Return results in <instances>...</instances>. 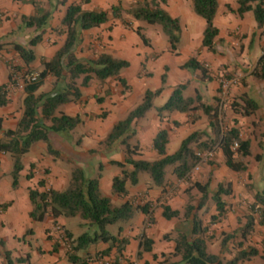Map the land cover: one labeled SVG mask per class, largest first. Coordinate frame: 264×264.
<instances>
[{"label": "crops", "instance_id": "obj_1", "mask_svg": "<svg viewBox=\"0 0 264 264\" xmlns=\"http://www.w3.org/2000/svg\"><path fill=\"white\" fill-rule=\"evenodd\" d=\"M32 1L44 9L50 5L55 6L46 27L41 32L40 40L36 43V51L32 50L35 59L28 65L30 69L35 68L39 71L42 68L40 60L50 59L63 42L64 33L59 32V22L66 6L70 2L79 0H0V42L3 43L0 50V85L7 82L10 66H21L19 58L10 45L13 41L19 42L21 37H14L10 32L13 31L18 16L33 14ZM137 1L150 2L151 0H86L82 2L83 9L106 11L107 20L98 26L81 30L74 52L79 59L91 58L99 52H106L126 60L128 65L119 72V78L123 79L125 86H122L118 79L113 78H107L102 83L92 79L85 86H80L79 97L74 101L61 104L58 110L69 116L78 115L80 122L77 125L84 130L74 135L72 130L76 125L66 133L50 132L48 140L52 148L56 150V154L47 153L43 142H33L28 151L21 156L22 168L18 173V184L15 188L11 186V179L7 177L11 170V158L7 153L0 152V264H3L1 254L3 249L8 250L13 258L27 257V261L15 264H73L66 260L65 246L55 232V227L60 226L62 231L64 229L74 237L73 227H70L67 221L70 217L53 218L50 214H45L40 221H33L28 216L30 203L27 197V189L35 187L39 179L44 180L45 187L62 190L67 183L73 164L83 169L85 166L88 167L90 170L88 177H97L99 190L108 195L114 203L117 201L115 204L125 199H132L136 204L148 203L147 212L137 210L135 219L133 214L132 218L125 222L127 223L125 227H119L116 232H110L113 236L111 240L89 244L86 252L90 257L85 264H102L103 262L179 264L178 258L169 263L164 256H161L162 253L169 254L174 246L173 241L164 236L165 234L171 236L176 229L188 232L191 223L190 220L165 219L161 214V206L167 205L171 210L181 211L191 196L195 200L190 201L196 206L201 193L191 183L200 182L199 179H195L200 174L194 175L193 167L187 179H176L171 173V167H168L169 172L166 171L164 185L150 186L148 180H142L141 183L137 180L135 185L125 184L127 192L120 197L111 193V178L119 173V168L111 161L123 160V146L117 144L111 149H105L101 144L110 127L140 102L144 90H154L161 85V75H164V83L161 91L153 97L152 106L143 116L133 121L135 135L130 142H136L139 148V153L134 158L154 160L158 157L151 147L152 138L158 129L167 131L168 141L165 145L167 154L174 152L180 141L190 132L206 130L209 133L207 119L200 109L187 113L174 111L162 118L157 116L156 107L166 101L173 87L178 84H186L183 95L188 96L190 94H185L184 91L192 86L194 81H198L201 90L194 88V91L201 95L203 102L212 104L218 93L216 76L221 74L228 77L234 76L237 81L228 89V103L233 97L246 92L258 102L259 108L249 116H238L233 114L226 103L221 125L234 126L238 131L245 127L251 131L249 126L252 125L264 126V78L255 79L251 75V70L264 50V39L260 38L261 34L258 33L251 11H245L241 16H236L232 12L237 7L236 0H216L217 9L213 24L217 28V35L214 39V50L209 51L201 46L204 21L193 13L189 0H163L162 2L155 0L159 1L160 7L170 17L178 20L180 30L177 49L173 52L169 49L166 37L158 25L147 23L143 26L139 20L126 14L128 7ZM112 6H118L116 16L111 15ZM245 20L248 24L247 31L243 29ZM248 32L259 35L261 46L258 48L259 51L241 65L227 64L231 55V44L238 43L243 38L251 45L247 37ZM28 38L22 37L24 42ZM190 56H195L206 67L209 78L205 80V85H203L204 79L201 80L197 72L191 74L180 67ZM44 80L50 87L47 89L39 87L37 92H46L51 89L53 78L48 75ZM5 96L7 102L0 106V124L3 129H13L21 114L24 93L20 90H10ZM170 145L171 148H168ZM213 154L217 165L221 166L222 173L213 186L210 184L209 176L205 179L211 186L209 185L205 204L197 211L202 225L207 226L206 234L208 229L210 234H214L211 238H209L210 235L205 234L206 244L212 243L213 240L220 242L222 232L228 231L227 224H231L234 219L239 220L236 211L239 210L238 208H243L242 202L239 201L242 196L241 188L231 179L233 170L224 164L219 149H216ZM207 164L200 162L196 166L199 170ZM30 165L32 175L28 178L26 174L29 172ZM100 168H106L108 172L101 174L93 171ZM219 183H229L230 191L228 194L221 195V199L225 202V212L211 222L210 218L216 215V210L210 194ZM38 189L42 190L43 187ZM3 204L6 205L2 206ZM235 226L237 228L238 223ZM141 233L151 240L150 249L141 251L139 257H136V252L140 249ZM230 247L231 244L227 242L223 248L219 247V253L224 258H228L234 253Z\"/></svg>", "mask_w": 264, "mask_h": 264}, {"label": "trees", "instance_id": "obj_2", "mask_svg": "<svg viewBox=\"0 0 264 264\" xmlns=\"http://www.w3.org/2000/svg\"><path fill=\"white\" fill-rule=\"evenodd\" d=\"M85 1L70 2L66 6L59 22V32L64 33L63 42L50 59L40 60L42 68L38 71L37 80L26 84L21 89L24 93L22 110L15 127L3 129L0 124V152L7 153L11 158L10 179L13 188L18 184V173L22 168L21 155L28 151L33 142H43L47 153L56 154V150L52 148L48 140V134L50 132L66 133L80 122L78 115L69 116L58 110L61 104L74 101L79 97L80 86H85L92 79L102 83L107 78L118 79L121 85L125 86L123 79L119 78V72L128 65L126 60L106 52H99L87 59H79L75 56L74 52L79 42L80 31L98 26L107 20V12L104 10L81 8V3ZM158 2L155 0L150 2L137 1L128 7L126 14L148 24L158 25L166 37L169 49L174 52L177 49L179 23L177 18L170 17ZM189 2L193 13L204 21L201 46L206 50L213 51L214 39L217 35V28L213 24L217 1L189 0ZM236 2L237 7L230 11L237 16H241L245 11H251L256 28L259 30L258 33L264 35V0H236ZM32 4L33 14L20 16V21L24 25L40 30L28 38L26 42L29 46L40 40L41 32L46 27L55 7L50 5L44 9L35 1H32ZM117 10L118 6H112L111 15L116 16ZM10 45L21 63V66L13 65L10 68L22 71L30 70L28 65L35 59L32 49L17 41L11 42ZM2 46L3 43L0 42V50ZM180 67L191 74L197 72L199 78L204 79L203 85L209 78L206 67L195 56H190ZM10 68L7 80L10 78ZM48 75L53 78L51 89L46 92H37ZM251 75L255 79L264 78V50L251 70ZM77 79H79L78 82ZM160 81L161 85L158 88L144 90L140 102L110 127L101 142L105 149H111L117 144L123 146V160L121 162L111 161L119 168V173L111 178V193L123 197L127 192L125 184L135 185L140 172L147 174L150 186H162L165 184L167 167H171V173L176 179L185 180L189 177L191 169L200 162L197 153L211 151L213 156L216 149L220 150L224 164L229 169L235 172L244 171L246 166L241 158L250 154V142L248 139L239 136L236 127H223L221 125L226 103L221 104L218 97L212 104L205 103L197 91H194L191 96H185L183 90L186 84H178L173 87L166 101L156 107L157 116L162 118L174 111L187 113L200 109L207 119L209 133L206 130L192 131L180 141L174 152L167 154L165 152V145L168 141L167 131L158 129L151 141V147L158 157L152 161L134 158L139 153V148L136 142H130L135 135L133 121L143 116L152 106L153 97L162 89L164 75H161ZM3 85H0V106L7 102L6 92L1 91ZM228 105L233 114L238 116H249L259 108L258 102L246 92L233 97ZM173 124H177V122H173ZM234 142L237 145L232 148ZM31 168L30 165L29 172L26 174L28 178L32 175ZM191 185L201 193L196 206L190 200L183 205L181 211L171 210L167 205L161 206V214L165 219L177 218L181 221L190 220L191 223L188 232L180 229L173 231L174 246L169 255L178 256L179 264H264V262L248 263L258 257L260 253L254 246H242V240L251 234L255 225L264 226V183L253 192L244 222L234 229L232 235L226 234L220 240V246L223 248L234 234L242 239L237 242V250L228 258H224L221 253L206 252L207 238L205 234L207 226L202 225L197 211L208 198L209 182L207 180L204 182L194 181ZM39 187H43V189L39 190ZM229 191V183H219L211 192L210 198L216 210V215H212L210 218L211 222L217 220L225 212V202L221 199V195L228 194ZM27 197L30 203L28 216L33 221H40L45 214H50L53 218L78 216L86 222L88 231L75 237L68 231L60 229L65 241L66 260L73 264L86 263L90 257L86 252V247L89 244L112 239V234L105 229L106 225L126 222L132 218L135 211L147 212L148 207L147 202L136 204L132 199H125L115 204L110 197L100 192L97 177H87L84 169L79 166L72 169L62 190L45 187L44 180L39 179L35 187L27 189ZM148 221L150 222V218ZM164 237L170 238L168 234H165ZM150 243L151 240L141 233L140 249L137 250L136 257H139L141 251H148ZM261 244L264 246V239L261 240ZM79 253L82 254L79 255ZM1 254L3 264L27 260L26 256L10 259V252L6 249H3ZM153 257L155 256L153 255ZM102 264L108 263L103 262ZM144 264L147 263L144 262Z\"/></svg>", "mask_w": 264, "mask_h": 264}, {"label": "rangeland", "instance_id": "obj_3", "mask_svg": "<svg viewBox=\"0 0 264 264\" xmlns=\"http://www.w3.org/2000/svg\"><path fill=\"white\" fill-rule=\"evenodd\" d=\"M20 16H18L17 20H15L14 29L10 33L14 37L15 36L21 37L20 38L21 40H19V43L26 44L30 49H32L33 51H36V45L37 44L29 46L26 41L24 42L22 37H24V36L30 37L34 34H37L40 30L35 29V27H32V26L24 25V23H22L20 21ZM139 21L141 22V24L143 26L147 25L146 22H144L142 20H139ZM243 24H244L243 29H245L247 31V27H248L247 21L245 20ZM260 36H261L260 37L261 39H264L263 34H261ZM247 37H248L251 45H249V43L246 40H244L243 38L240 40V42L231 44V46H230L231 47V55H229V59L227 60V64H229V65L230 64L231 65L232 64L241 65L242 63L247 62L250 58H253L255 56V54L257 53V51H259L258 48L261 47L260 41H259V35H256V33L252 34V32L251 33L248 32ZM12 66H10V67H12ZM31 70H35L38 72V70L35 68H31ZM220 78L234 80V82L237 81V78H235L234 76L228 77V76H224L222 74L216 76L215 79H216V83L218 86V91H219V79ZM234 82H232L231 84H233ZM231 84L228 85L225 96H223L222 99L219 98V96H218L219 94L217 93L218 101L221 104L228 103L227 93H228V89H229ZM48 87H50L49 83L47 81L43 80L42 84L40 85V88L47 89ZM194 88H196L198 91L201 90V86H200V83L198 81H194L193 85L190 86L189 88H187V90H185L184 93L185 94L188 93L190 95H193L194 94ZM249 127H250L251 131H248V127H245L244 129L239 130V136L241 138L248 139L250 142V154L244 158H241L242 161L244 162L245 166H246V169L242 172L233 171L231 173L232 174V176H231L232 181H234V183H236L241 188L240 191L242 193V196L239 198V201L242 202L241 204H242L243 208L242 209L238 208L239 210L236 212H237V215L239 216V220L236 219V221H235V219H234V220H232L233 222L231 224L228 223L226 226V227H228V231H223L222 237H224L225 234H231L232 235L234 233V229L236 228L235 224L238 223V225H241L244 222L245 214L247 212V207L250 204V202L252 201L253 192L256 189L260 188L264 183V126H261V125L253 126L252 125ZM83 130H84V128H82L80 125H77L72 130V132L74 133V135H76V134L81 133ZM168 148H171V145ZM255 156H257V157H255ZM20 160H21V158H20ZM147 161H152V160H147ZM200 162L206 163V164L208 162H210V164L208 163L207 164L208 166L206 165V167L200 168L199 170L197 167L199 165L198 164L196 166V168H194L192 170V172H195L194 175L200 174V176L195 177V179H199L200 182H204L205 179H207L209 176L210 177L209 178L210 184L213 186L215 184V181L218 178H220V175L222 173V171L220 169V167H221L220 164L217 165L218 163L216 162V159L214 158V154L211 158H208L206 160H202ZM214 164H215V166H213ZM77 166H78L77 164H73L70 172L72 171V169L74 167H77ZM84 169H85L84 170L85 175L88 177L90 175V170L86 166ZM207 170H209V171H207ZM93 171H98L101 174H106L108 172V169L100 168V169L93 170ZM166 171L169 172L168 167H167ZM91 173H93V172H91ZM69 175H70V173H69ZM69 175H68V177H69ZM96 176H97V174H96ZM7 177L10 178V172L7 174ZM142 180H148V176L144 172H140L138 174V182L141 183ZM126 185H129V184L126 183ZM187 188L189 190L190 186L188 185ZM100 192L103 195L108 196L103 191H100ZM190 200H195V199L193 198V196H191ZM115 203H117V201H115ZM134 214L135 215H134L133 219H135L137 217V211H135ZM67 221H68V225L70 227H73V231H74L75 236H77L83 232L88 231V227L85 224L86 222L84 220L80 219L78 216L70 217V218H68ZM126 225H127V223H125V222L109 224V225H106L105 229L109 232H116V230H118L119 227L123 228ZM59 231H60V228H59ZM209 232H210V229L207 230L206 235H208V236L210 235L209 238L213 237L214 234H210ZM56 233L58 235L61 233V231H60V233L59 232H56ZM172 235L173 234H171V236L169 238L171 240H172ZM263 239H264V226L255 225L251 234L249 236H247V238L245 240H242L241 237H239L237 234H234V236H232L229 239V241H227V242L231 244L230 248H231L232 252L236 251V249L238 248L237 242L240 240H242V246H254V247H256L257 250L259 251L260 255L256 258L252 259L248 263H260V262H264V246L261 244V240H263ZM219 243L220 242L217 240H213L212 243H207L206 244V252L212 253V254H218L219 253V247H220ZM162 256H164V257L168 256L169 258H166V259L169 261V263L174 262L178 258V256L169 255L168 253H165V254L162 253ZM10 259H12V260L14 259L11 254H10ZM25 261H27V260H25ZM13 264H15V263H13Z\"/></svg>", "mask_w": 264, "mask_h": 264}, {"label": "built area", "instance_id": "obj_4", "mask_svg": "<svg viewBox=\"0 0 264 264\" xmlns=\"http://www.w3.org/2000/svg\"><path fill=\"white\" fill-rule=\"evenodd\" d=\"M38 78V72L35 70H13L12 68L10 69V78L7 80V82L3 85L1 88L2 92H8L10 90H21L26 84L32 83L36 81ZM234 82V80L230 79H225V78H220L219 79V91H218V96L220 99H222L223 96H225L227 87L229 84ZM236 142L233 143L232 148L236 147ZM197 155L200 157V161L206 160L212 156L211 151H204L201 153H197ZM196 168V166H194ZM55 232H59V227H55ZM58 239L61 240L63 245L65 246V241L62 236V234H58Z\"/></svg>", "mask_w": 264, "mask_h": 264}]
</instances>
